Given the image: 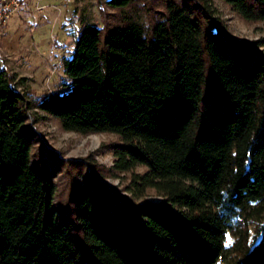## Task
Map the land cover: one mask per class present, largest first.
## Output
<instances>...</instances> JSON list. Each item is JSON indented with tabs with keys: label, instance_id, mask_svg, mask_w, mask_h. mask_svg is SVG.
<instances>
[{
	"label": "trees",
	"instance_id": "trees-1",
	"mask_svg": "<svg viewBox=\"0 0 264 264\" xmlns=\"http://www.w3.org/2000/svg\"><path fill=\"white\" fill-rule=\"evenodd\" d=\"M223 1L264 21V0ZM164 7L148 28L84 22L61 62L71 89L35 103L0 54V264H264V37L230 38L207 5ZM31 108L118 135L110 169L163 199L94 173L57 205L53 172L31 161Z\"/></svg>",
	"mask_w": 264,
	"mask_h": 264
},
{
	"label": "rangeland",
	"instance_id": "rangeland-1",
	"mask_svg": "<svg viewBox=\"0 0 264 264\" xmlns=\"http://www.w3.org/2000/svg\"><path fill=\"white\" fill-rule=\"evenodd\" d=\"M166 1L136 0L132 6L119 9L108 6L106 0H26L0 31L3 63L15 76L14 81L26 78L24 86H19V89L25 90L33 103L53 91L66 93L72 82L64 73L61 62L64 57L71 56L84 22L104 30L107 26L122 24L125 16H131L148 28L164 12ZM175 1L191 7L197 3L207 5L214 17L225 25L228 36L236 41L251 43L264 37V21L244 20L223 0ZM4 37L17 42L16 53L5 48ZM47 58L51 65L50 77L43 80L37 78L34 71L36 65ZM15 59H18L17 63ZM19 66L31 72H23ZM30 114L33 131L29 134L31 161L39 167L45 165L53 172L57 205L64 206L68 202L74 180L81 182L85 175L94 173L101 175L97 181L134 202H159L163 199L154 189L146 190L142 198H135L127 190L131 171L110 169L114 159L112 147L120 142L118 135L66 131L56 117L46 112L31 108ZM144 170V166L133 169L134 172Z\"/></svg>",
	"mask_w": 264,
	"mask_h": 264
},
{
	"label": "built area",
	"instance_id": "built-area-1",
	"mask_svg": "<svg viewBox=\"0 0 264 264\" xmlns=\"http://www.w3.org/2000/svg\"><path fill=\"white\" fill-rule=\"evenodd\" d=\"M26 0H0V31L7 25L11 16L20 10Z\"/></svg>",
	"mask_w": 264,
	"mask_h": 264
},
{
	"label": "crops",
	"instance_id": "crops-1",
	"mask_svg": "<svg viewBox=\"0 0 264 264\" xmlns=\"http://www.w3.org/2000/svg\"><path fill=\"white\" fill-rule=\"evenodd\" d=\"M4 45H5V48L9 49V50H12L13 52H17V42H14L13 40H8L7 37H4ZM17 60L18 59H15V62L17 63ZM50 62H49V59L47 58L45 60V62L43 63H40L38 65H36V69H35V74L37 75V78H42L43 80L45 79H48L50 76L49 72H50ZM19 69H22L23 72H31V70H27L21 66L18 67Z\"/></svg>",
	"mask_w": 264,
	"mask_h": 264
},
{
	"label": "snow or ice",
	"instance_id": "snow-or-ice-1",
	"mask_svg": "<svg viewBox=\"0 0 264 264\" xmlns=\"http://www.w3.org/2000/svg\"><path fill=\"white\" fill-rule=\"evenodd\" d=\"M250 242H251V241H250ZM228 243L230 244V243H231V240H229Z\"/></svg>",
	"mask_w": 264,
	"mask_h": 264
}]
</instances>
